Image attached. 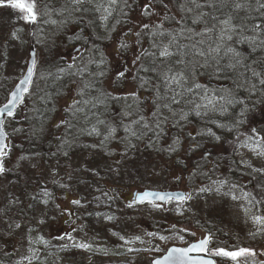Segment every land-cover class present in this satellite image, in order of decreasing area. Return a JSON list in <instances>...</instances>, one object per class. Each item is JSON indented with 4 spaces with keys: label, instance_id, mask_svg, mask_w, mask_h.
<instances>
[{
    "label": "trees",
    "instance_id": "1",
    "mask_svg": "<svg viewBox=\"0 0 264 264\" xmlns=\"http://www.w3.org/2000/svg\"><path fill=\"white\" fill-rule=\"evenodd\" d=\"M146 2L147 0H127L125 7L124 0H120L105 32L102 31V26L97 22L92 9L85 7L76 9L71 0L44 2L45 6L52 10L47 16L56 20L57 24L41 37H39L41 32L36 31L38 22L36 24L25 22L26 40L28 37L30 47L35 45L38 61L30 92L15 115L7 119L5 130L9 136L8 154L3 159L5 172L0 174V181H3L2 183L9 181L10 189H14L13 195L17 198L13 201L16 200L17 205L12 209H18L19 217L35 213L48 193L59 194L58 184L49 188L44 186L48 168L60 167L64 175L62 183H67L69 171L72 169L71 164L77 165L80 160L87 158L89 169L94 173L93 176H96L101 171V164L119 163L121 157L126 158V155L135 149L138 156H142L144 162L153 167L150 172L152 176L167 178L171 183L170 189L190 190L191 198L206 195L208 188L215 183H221L237 191L251 187L255 181H259L264 187V175L244 171L235 160V150L242 146L248 135L264 134V90H261L259 85L254 92H250L247 85L237 88L234 78L218 79L210 75V69L198 70L195 78L199 83L212 89H233V95L244 103L228 105L226 111L217 110L199 117L190 112L187 119L182 121L169 115L165 110L164 115L168 116V120L162 125L163 131L159 137L153 135L152 131L136 125L133 127L140 134L139 138L125 132L122 125H129L140 116L145 117L147 123L154 127L151 113L155 111L152 103L155 94L151 90V85L141 87L140 77L152 78L153 82L155 80L151 73L139 71L141 64L148 66L147 59L142 57L136 63L133 61L142 49L150 50L151 45V37L140 25L158 23L165 13L162 7L156 4V11L161 14L160 16H142L141 6ZM165 3L169 4L168 14L180 19L182 13L176 6V0H165ZM64 7L68 11H63L62 14L56 11ZM256 8L257 4L253 0L251 9L236 13L233 12L229 0L227 7L213 14L219 16L222 13L233 12L234 15L245 17V22L251 24L259 15L255 11ZM204 11L213 10L205 8ZM58 17L62 19L58 21ZM186 20L187 26L195 27L198 31L203 27L202 24L192 25L190 19ZM164 26L172 30L178 27L175 21L165 22ZM135 32H141L139 44L138 38L133 35ZM246 34L251 35V32ZM3 37L11 40L9 35L1 33L0 38ZM122 41L128 47L121 48ZM76 46L80 49L82 55L80 58L73 57L68 51ZM235 47L249 56V62L252 58H264V52L258 50L252 53L246 43H238ZM109 50L114 57L107 60L110 56ZM87 55L91 56L92 60L97 56L99 59L102 57L100 60L104 66H100L97 61L93 64V69H88L89 64L85 63ZM81 67L84 69H80ZM120 72H125V76L118 78ZM132 93H136L138 99H134L130 95ZM5 100L6 96L0 105ZM85 100L90 103L73 106L74 101ZM181 107L188 111L187 106L183 105H174L173 109L179 113ZM77 108L83 110L77 111ZM125 112L129 115L125 116ZM99 121L104 123L101 124ZM93 126L101 133L94 136L95 141L89 135ZM109 126L115 128L116 132L112 138L105 140L104 137L108 135L106 129ZM253 128L255 131H252ZM16 159L37 160L38 172L34 178L29 179L15 167L8 169L10 163ZM131 163L134 164L135 161ZM97 183L102 182L93 179L88 182L90 186L77 187L76 199L82 202L81 207L85 208L82 215L84 220L91 218L88 214H94L95 210L111 209L114 199L118 200V195L126 197L131 190L129 186L123 189L112 187L107 190L104 184H100V189L105 194L98 195L91 188ZM1 192L0 189V195ZM258 209H261L260 212L264 215V202H261ZM103 214L105 213L99 212L98 218ZM229 214L230 212L217 214L221 218H215L204 226L199 225L197 222L199 215L196 214L188 220L187 227L209 234L212 237L210 248L221 246L231 250L240 243L233 239L236 233L231 229V225L226 223ZM136 217L130 213L124 216L123 222L128 223L129 231L139 229ZM166 217L167 215L163 216L157 222L150 221L148 228H153L158 234L164 230L162 224L170 221L171 231L179 230L177 233L184 234L180 219L171 220ZM5 218L8 219L6 216ZM114 220L120 222V215L116 214L114 219H110L115 223ZM103 221L100 220L99 223ZM93 227L94 225L91 226ZM217 263L221 264L220 258Z\"/></svg>",
    "mask_w": 264,
    "mask_h": 264
},
{
    "label": "rangeland",
    "instance_id": "2",
    "mask_svg": "<svg viewBox=\"0 0 264 264\" xmlns=\"http://www.w3.org/2000/svg\"><path fill=\"white\" fill-rule=\"evenodd\" d=\"M44 2L46 0H37L40 9L45 8ZM101 4L107 6V0H84L83 4L73 7L92 9L96 14L97 22L106 28L119 4L114 7L112 15H109L107 20L103 19L107 15L104 8H97ZM6 9L8 8H0V34L9 35L11 40L8 41L6 37L0 38V103L8 89L23 76L25 72L23 66L28 63L30 53L28 37L26 40L25 21L19 18L20 14L17 10ZM57 19L59 21L62 18ZM52 20L54 19L47 15L40 18L36 24L37 33L41 32L39 37L56 27L57 23H51ZM77 48L78 46L72 47L68 51L73 57L80 58L82 55L80 51H76ZM108 55L110 56L107 60L114 57L110 50ZM100 59L97 56L92 60L91 56L87 55L85 57V63L89 64L87 68L93 69V64L97 61L100 66H104ZM93 90L94 88L91 89ZM29 102H31V96ZM31 126L33 127L34 124L32 123ZM90 136L95 141V134ZM262 137H264L262 133L250 134L242 146L235 150V160L244 171L249 170L264 175V139H261ZM133 160L134 164L131 163ZM88 163L89 159L86 158L80 160L77 165L71 164L72 169L69 171L67 183H62L64 175L60 167L48 168L44 186L49 188L58 184L60 192L58 195L48 193L47 198L41 201L42 205L36 209L35 213L25 217H19L18 209H12L17 205L16 200L13 201L17 197L13 195L14 189H10L9 181L6 183L0 181L2 191L0 195V264H152L169 248L186 247L198 240V231L187 227L188 220L192 216L198 214L197 222L204 226L215 218H221L217 214H228V212L230 214L226 217V223L231 225V229L236 233L233 239L240 243L237 247L252 248L256 252L255 257L248 258V264H264V230H259L264 229V225H257L253 220L256 215L264 216L260 212L261 209H258L261 202H264V187L259 181L240 191L215 183L202 197L192 196L186 202H170L163 207L146 204L126 209L128 207L123 203L124 197L118 195V200L114 199L111 209L95 210L94 214H88L91 218L84 220L82 215L85 208L81 207L83 203L74 204L73 201L77 200L78 185L90 186L88 184L90 180H101L102 183L91 187L98 195L105 194L100 189V184H104L107 190L112 187L123 189L129 186L130 191H171L170 181L165 177L152 176L150 172L153 167L147 165L142 156H138L136 149L133 152L130 151L126 158L121 157L119 163L101 164V171L96 176H93L94 173L89 169ZM13 167L26 174L29 179L34 178L38 172L36 159H16L10 163L8 169L11 170ZM99 212L105 214L98 218ZM128 213L131 216H137L138 232L129 231L128 223L123 222L124 216ZM165 213L166 219L181 220L183 226L181 229L184 230V234L177 233L179 230L171 231L169 228L172 227V222L170 221L162 224L164 230L158 234L155 233L157 231L147 229L150 221L157 222L166 216ZM116 214L120 215L121 221L114 220V223L110 219H114ZM100 220L104 221L99 223ZM93 225L94 227L91 228ZM193 233L195 235H192ZM253 233L256 234L252 235ZM180 236H183V240L179 238ZM161 237H167V239H161ZM79 244H87L90 247H77L76 245ZM241 264H244L243 260Z\"/></svg>",
    "mask_w": 264,
    "mask_h": 264
},
{
    "label": "snow or ice",
    "instance_id": "3",
    "mask_svg": "<svg viewBox=\"0 0 264 264\" xmlns=\"http://www.w3.org/2000/svg\"><path fill=\"white\" fill-rule=\"evenodd\" d=\"M119 2L120 0H107V6L103 4L97 6V8L103 7L107 13L103 19L107 20L108 16L112 15L114 7ZM252 2L253 0H230L233 12L236 13L240 10L251 9ZM71 3L81 5L84 0H71ZM228 3L229 0H202V2L201 0H176V6L182 13L180 19L168 14L170 8L165 0H147L141 6V14L144 17L161 15L156 11V4L162 7L165 15L158 23L150 22L140 25L141 29L147 30V34L151 37V45L150 50L142 49L133 63L140 61L142 57L147 59L148 66L141 64L139 71L151 73L155 80L153 82L152 78L140 77L141 87L151 85V90L155 94V99L152 101L155 111L151 113L154 127L147 123L145 117L140 116L138 120H133L129 125H122L125 132L129 133L130 136L139 138L140 134L133 127L136 125L152 131L153 135L159 137L163 131L162 125L168 120V116L164 115L165 110L169 115L178 117V120L182 121L187 119L190 112H194L199 117L202 114L207 115L209 112L217 110L226 111L228 105L244 103L243 100H239L233 95V89H212L199 83L195 78L198 70L210 69V75L218 79L234 78L237 88H243L247 85L250 92H254L257 85L260 86L261 90H264V58H252L249 62V56L235 47L238 43H246L252 53L258 50L264 52V2L255 0L257 4L255 11L259 15L251 24L245 22V17L234 15L233 12L222 13L219 16L213 14L227 7ZM124 4L127 7V0H124ZM0 6H8L17 10L20 14L19 18L30 24H36L42 16L49 15L52 11L47 6L40 9L37 0H0ZM205 8H211L213 11L205 12ZM56 11L62 14L68 9L64 7ZM186 18L191 20L192 25L202 24L203 27L198 31L195 27L187 26ZM169 21H175L178 27L175 30L165 28V22ZM44 22L47 23L48 21ZM56 22L55 20L51 21L53 24ZM248 32H251V35H247ZM133 35L138 38L137 44H139L141 32H135ZM120 47L126 48L128 45L122 41ZM35 68L36 59L33 52L31 66L23 79L19 81L17 91L12 92L11 99L0 108V117L5 116V114L12 116L17 103L22 102L24 94L30 92ZM124 76L125 72L118 73V78ZM130 95L134 99H138L136 93ZM81 103L86 105L90 101H74L73 106ZM174 105L187 106L188 111L181 107L180 112L177 113L173 109ZM76 110L82 111L83 109L77 108ZM124 115L127 116L129 113L125 112ZM3 123V119H0V174L5 172L3 157L8 154L6 151L8 145L4 143L6 133L3 131ZM99 123L103 124L104 122L99 121ZM106 130L108 135L104 139L108 140L114 136L116 129L109 126ZM252 131L255 129L253 128ZM92 134L101 135L95 126L89 133V135ZM131 146L134 147V145ZM173 199L183 201L186 197L181 194L153 191L138 193L136 196V200L141 203L145 201L153 203L154 200L171 201ZM73 203L79 204L80 201L75 200ZM253 220L257 225H264V216L256 215ZM179 238L183 240V236ZM137 239L139 238L137 237ZM161 239H167V237H161ZM211 240L212 237L207 236L184 248L173 247L162 259L154 260L153 264H217V260L214 258H220L221 264H241L242 260L244 264H248V258L256 256V252L252 248L239 247L231 250L221 246L210 248ZM76 246L80 248L90 247L87 244Z\"/></svg>",
    "mask_w": 264,
    "mask_h": 264
},
{
    "label": "water",
    "instance_id": "4",
    "mask_svg": "<svg viewBox=\"0 0 264 264\" xmlns=\"http://www.w3.org/2000/svg\"><path fill=\"white\" fill-rule=\"evenodd\" d=\"M2 7H8V6H0V8H2ZM33 52L35 53V59H36V61H37L36 49H35V47L33 46V47L31 48V51H30V58H29V61H28V65H27L26 73H27L28 68L31 66L32 53H33ZM26 73H25V75H26ZM25 75H24V76H25ZM33 78H34V76H33ZM22 79H23V78H22ZM32 81H33V80H32ZM18 84H19V82H18ZM18 84L14 87V89H13L12 92L17 91V86H18ZM12 92H11V93H12ZM11 93L9 94L6 103H8V101L11 99ZM26 94H27V93H26ZM26 94H24V97H23L22 102H18V103H17V105H16V107H15V109H14V114H15L16 110L18 109V107L23 103ZM6 103H5V104H6ZM5 104H4V105H5ZM4 105H2L0 108H2ZM14 114H13V115H14ZM13 115H12V116H13ZM12 116H7V115L5 114V116L0 117V119H3V121H4L6 117H12ZM3 124H4V123H3ZM3 131H4V127H3ZM4 132H5V131H4ZM7 140H8V137H7V134H6V138H5V140H4V143H5V144H7ZM145 191H152V190H145ZM145 191H139V192H138V191H134V192H133V202L136 203V204H143V203L148 202V201H145V202L141 203V202H139V201L136 200V196H137V194H138V193H139V194H142V193L145 192ZM153 192H159V191H153ZM160 193L181 194V195L185 196L186 198L189 196V192H182V191H170V192H160ZM173 200H174V201H177V202H181V201H178V200H176V199H173ZM153 203H157V204H166L167 201L154 200ZM207 236H208V235H206L205 237H207ZM172 248H173V247H172ZM177 248H179V247H177ZM170 249H171V248H170ZM170 249H169V250H170ZM169 250H168V251H169ZM167 253H168V252H167ZM167 253H166L164 256H166ZM164 256H163V257H164ZM163 257L158 258V259H162ZM152 264H153V263H152Z\"/></svg>",
    "mask_w": 264,
    "mask_h": 264
},
{
    "label": "flooded vegetation",
    "instance_id": "5",
    "mask_svg": "<svg viewBox=\"0 0 264 264\" xmlns=\"http://www.w3.org/2000/svg\"><path fill=\"white\" fill-rule=\"evenodd\" d=\"M130 198H131V197H129L128 200L126 201V204H127V205H128V203L130 202ZM128 206H129V205H128Z\"/></svg>",
    "mask_w": 264,
    "mask_h": 264
},
{
    "label": "bare ground",
    "instance_id": "6",
    "mask_svg": "<svg viewBox=\"0 0 264 264\" xmlns=\"http://www.w3.org/2000/svg\"><path fill=\"white\" fill-rule=\"evenodd\" d=\"M108 26H109V25H108ZM108 26H107V27H108ZM107 27H106V28H107ZM101 28H102V31L105 32V29H106V28H103V27H101Z\"/></svg>",
    "mask_w": 264,
    "mask_h": 264
}]
</instances>
